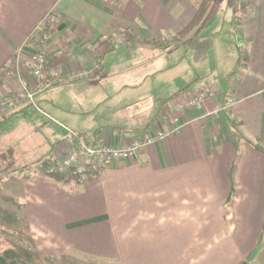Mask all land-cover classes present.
<instances>
[{
    "label": "crops",
    "instance_id": "1",
    "mask_svg": "<svg viewBox=\"0 0 264 264\" xmlns=\"http://www.w3.org/2000/svg\"><path fill=\"white\" fill-rule=\"evenodd\" d=\"M197 1L0 0V71L8 65L13 72L0 79L2 92L24 82L34 53L27 38L55 9L60 18L52 42L56 67L76 70L104 56L97 73L62 83L39 100L40 109L68 120L75 131L94 132L114 112L111 107L145 104L153 115L147 122L119 123L120 132L104 127L106 141L149 125L145 130L172 132L125 165L79 184L46 176L42 163L55 150L46 140L28 137L22 145L21 136L0 135V151L7 150L0 161L11 154L15 162L22 149L40 163L38 170L25 164L26 175L0 172L21 186L24 202L13 196L25 205L30 232L45 253L77 251L115 264L255 262L250 255L264 241V0H243L242 17L234 15L246 37L247 60L240 65L233 26L184 38L187 42L169 40L194 17ZM126 29L135 42L128 43ZM118 38L124 44L106 50L103 40L112 46ZM196 81L214 94L172 112L170 102L188 96L185 88ZM24 105L15 101L7 113L0 111V124ZM53 136L57 148L69 135Z\"/></svg>",
    "mask_w": 264,
    "mask_h": 264
},
{
    "label": "built area",
    "instance_id": "2",
    "mask_svg": "<svg viewBox=\"0 0 264 264\" xmlns=\"http://www.w3.org/2000/svg\"><path fill=\"white\" fill-rule=\"evenodd\" d=\"M59 14L51 9L34 27L27 38V44L32 45L34 53L28 59L26 67V78L19 86L8 92L0 90V111L7 113L15 101H26L37 109V95L61 80L87 78L96 72V66L79 67L76 70H65L62 72L55 66L51 59L52 42L54 38V27ZM160 36L159 39H165ZM243 47L242 43H238ZM13 75L10 66L5 65L0 71V79H9ZM186 97H176L171 106L172 112L187 110L203 103L212 90L202 85H193L188 89ZM228 105L233 104L231 96L226 98ZM70 130V129H69ZM71 137L64 140L55 148L44 166L47 175H60L66 178H77L80 181L97 176L105 170L114 169L125 165L128 160L134 159L146 145L157 143L167 137L171 131L164 128L154 131L140 132L136 130L127 131L125 136L119 133L115 142H107L103 134L82 135L70 130Z\"/></svg>",
    "mask_w": 264,
    "mask_h": 264
},
{
    "label": "rangeland",
    "instance_id": "3",
    "mask_svg": "<svg viewBox=\"0 0 264 264\" xmlns=\"http://www.w3.org/2000/svg\"><path fill=\"white\" fill-rule=\"evenodd\" d=\"M243 0H218V8H217V12L219 13L218 17L216 18L217 20H211L209 19L207 21V23L204 25V27L202 28V33L206 34L208 32H210L211 29L213 28H217V32L220 31L221 29H227V27L233 26L232 28L237 27L240 31H239V38L237 40V43H242L243 48L244 45L246 43V37H245V30L242 29V24L239 22V19L234 18V15L238 16V17H242V14H240V11L246 9L245 7V3L243 2V4L241 5V2ZM232 19L234 20V24L232 23ZM60 18L58 20L57 23H53L52 27L55 28L57 27V25L59 24ZM241 24V25H240ZM188 39V38H185ZM185 39H182V41H186ZM125 42V40L118 38L115 43L112 44L111 50L113 48H119L121 47V45H123ZM187 42V41H186ZM195 43H199V42H195ZM194 43V45H195ZM235 43V45L237 44ZM111 46V45H110ZM186 46L188 47L189 45L186 44ZM173 46L167 48V49H171ZM125 49H129V48H123V50ZM109 50V51H111ZM117 50H115L113 53H115ZM128 51V50H125ZM111 54V55H112ZM113 68H116V66H114ZM82 79H86L85 78H81V79H76L74 81L65 79V80H61L58 82V84L54 87L49 88L48 90H45L41 93H39L37 95V104L38 107H40L41 105H39V100L42 97L47 96L51 90H54L57 87H60L61 85H63L64 83L66 84H71V83H75V82H79ZM63 83V84H62ZM173 98V97H172ZM26 102V101H23ZM149 102H154L153 100H150ZM27 105H24L23 108H21L20 110L16 109L14 114H12L8 119L4 120V122H2L0 124V135H4L3 138H5V135L8 136V140L10 139H14V137L16 136H21L24 139L29 137V141H32L33 139H44L46 140V147L51 150V149H55L56 146V138L54 137L53 134H60L61 136L65 137L68 136L70 131L65 129V125L74 129V127H72L69 124L68 120L62 119L60 116L56 115L55 113H52L49 109H46L50 115H46L41 109H37L36 106H34L33 104L26 102ZM110 103V102H109ZM150 104V103H148ZM112 110H114V112L110 113L106 120L104 121L105 123H103V127H110L111 129H116L115 126H117V124L124 122L126 124V126H135L136 124H140L139 126L141 127L142 123L147 122L148 119L151 118V116H153L151 114L152 110L151 108L149 109L145 104H135L132 107H124L122 109H116L111 107ZM179 112V111H177ZM174 112V113H177ZM163 116V113H162ZM82 118V116L80 117ZM130 120H132V122H136V123H129L131 122ZM62 123V124H61ZM64 124V125H63ZM123 124V123H122ZM117 130V129H116ZM58 136V135H56ZM28 139L22 140L21 144L22 145H27V141ZM7 152V150L5 151ZM10 157L12 159V155L10 154ZM15 158L16 161L13 162L12 165L8 166L7 164H5L4 162L3 165L0 167V170H2L3 167H8V169L6 168L7 172L10 174L12 171L14 172H20L22 175H26L28 172L26 171L27 166H25V164H30L31 166H35V168L38 170L40 168V163L33 161V159H31L30 155L25 152L22 151V149L18 150V153L15 154ZM24 169V170H23ZM42 172V171H41ZM6 172H0V189L2 192H4L5 194H9V195H14L17 198H20L21 200L23 199V193H22V188L21 186L16 183V182H12L11 181V177L9 178L10 175H8V180H6ZM47 177L51 178L53 180V176L48 175ZM66 178V177H64ZM5 179V181H4ZM69 180V181H67ZM71 180H75L74 178H66L63 180H60L59 182L61 183H66V182H70ZM86 180V179H84ZM82 180V181H84ZM55 181V180H53ZM56 182V181H55ZM66 185V184H64ZM21 188V189H20ZM16 198V199H17ZM18 201V199H17ZM23 201V200H22ZM24 202V201H23ZM5 204V203H4ZM6 206H13V204L11 203H7L5 204ZM19 212V210H18ZM19 214L21 215V219L24 220L26 222V220H28L27 216H26V211L25 209L20 210ZM26 216V217H25ZM264 237V236H263ZM10 238H6V240H8ZM264 241L260 243V247L257 248L256 251H254V253L252 255H250L252 257L251 260H255L256 264H264ZM6 246V243H4L1 239H0V250L3 249ZM260 249V255H257L258 251ZM86 254V253H85ZM89 255V254H88ZM60 256V255H59ZM105 259H99V262L104 261ZM248 259L244 260L241 264H243L244 262H246ZM114 264V262H111Z\"/></svg>",
    "mask_w": 264,
    "mask_h": 264
},
{
    "label": "trees",
    "instance_id": "4",
    "mask_svg": "<svg viewBox=\"0 0 264 264\" xmlns=\"http://www.w3.org/2000/svg\"><path fill=\"white\" fill-rule=\"evenodd\" d=\"M195 6H196V13L194 17L191 19V21H189L180 31L176 32L173 36H171L169 40H173L174 43L175 42L179 43L184 38L193 39L196 37L203 36V33L201 31L202 28L204 27V25L207 23L209 19L213 18L217 14L218 0H198ZM234 18H236V16ZM233 29L235 31L237 38H239L238 36H239L240 30L237 27ZM123 35L128 41V43H133L136 40L135 35L132 34L130 30L128 29H126L123 32ZM162 42H166V38L163 39ZM103 43L106 44V48H107L106 50L108 51L111 50L112 46H110L111 44L107 40H103ZM237 48L239 52L237 63L238 65L245 64L247 60V51L245 48L239 47L238 43H237ZM103 56H104V53L97 56V63L93 65V66H96L95 73H97L98 68L100 67L101 59L103 58ZM52 58H54L53 54H51V59ZM93 66H88V67H93ZM61 71L63 72L64 70L62 69ZM233 73H235V70L231 71L229 74H233ZM193 85H202L206 87L201 82L196 81L192 84H189L185 88V90L187 91ZM209 89L212 90L211 88ZM212 93L214 94L213 90H212ZM180 96L181 95H177L176 97H180ZM173 100L170 102L169 105L172 106ZM170 110H171V107H170ZM6 116H4L3 118H5ZM149 126L145 128L148 129ZM145 128H142L143 131L139 130L138 128H134L131 130L147 132ZM102 129L103 128L100 127L94 132L75 131L73 129H70V130L78 132L82 135H90V134L95 135L99 133L102 134L101 133ZM116 129L117 131L120 130L118 129V127H116ZM125 132H127V130ZM70 137H71V133H69V136L67 138H70ZM4 153L5 151H0V155ZM48 160L42 163L43 171H44V166ZM2 162L10 166L13 164L14 161L13 159H9L6 161H0V165H3ZM6 168L8 169V167H3L2 169H6ZM51 176H53L52 178L56 181L66 179L60 175H51ZM74 179L75 180H71L74 184H79L80 182H82L77 178H74ZM4 203L5 204L11 203L13 204L14 207H12L11 205L6 206ZM22 209H25V205L23 203L17 201V199L13 195L5 194L0 189V239L4 243H6V246L0 250V264H113L111 262H114L115 264V261L112 259H108V260L105 259L104 261L99 262L98 261L99 259L97 260L93 258L91 255L77 252V251H67V252L62 253L60 256H52V255L45 253L38 246L36 240L34 239L32 233L30 232L29 220H26L25 222L24 220L21 219V215L19 214V212ZM262 230L264 233V223H263ZM7 237L10 239L6 240ZM252 264H256V263L254 262Z\"/></svg>",
    "mask_w": 264,
    "mask_h": 264
},
{
    "label": "water",
    "instance_id": "5",
    "mask_svg": "<svg viewBox=\"0 0 264 264\" xmlns=\"http://www.w3.org/2000/svg\"><path fill=\"white\" fill-rule=\"evenodd\" d=\"M243 264H247V262H244Z\"/></svg>",
    "mask_w": 264,
    "mask_h": 264
}]
</instances>
